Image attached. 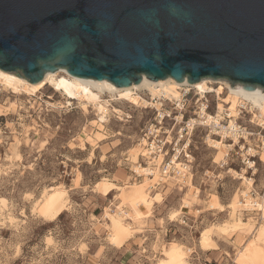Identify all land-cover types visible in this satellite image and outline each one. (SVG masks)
<instances>
[{
  "label": "rangeland",
  "instance_id": "1",
  "mask_svg": "<svg viewBox=\"0 0 264 264\" xmlns=\"http://www.w3.org/2000/svg\"><path fill=\"white\" fill-rule=\"evenodd\" d=\"M115 105L132 114L133 120L120 122L111 115L105 131L109 139L96 148L88 141L98 132L92 107L82 108L76 102L68 106L50 87L32 97L0 87V201L4 199L6 205L0 217V264H167L177 260L248 264L244 247L263 221L253 212H240L242 205L238 217L252 224V230L214 231L210 248L201 246V236L205 229L229 223L228 206L234 194L241 203L242 192L254 189L262 202L264 159L257 160L256 170H247L252 187L242 184L235 173L227 174L219 167L222 159L215 161L217 151L207 145L204 129L195 132L192 142L195 167L190 190L194 187L199 194L191 197V207L182 204L187 187L161 184L157 188L161 201L150 216L131 222L134 233L121 247L109 242L106 214L118 212L121 203L115 198L116 190L100 193L95 184L104 178L119 186L144 181H136L134 175L141 169V155L134 161L130 151L138 146L140 129L150 116L149 111L126 102ZM233 167L242 168L240 164ZM207 171L211 173L205 179ZM53 187L66 192L67 210L49 223L39 213V200ZM213 196L223 208L210 209ZM122 209L131 214L129 206ZM178 210L179 216L171 219ZM214 249L224 253L222 262L206 259L205 252Z\"/></svg>",
  "mask_w": 264,
  "mask_h": 264
},
{
  "label": "water",
  "instance_id": "2",
  "mask_svg": "<svg viewBox=\"0 0 264 264\" xmlns=\"http://www.w3.org/2000/svg\"><path fill=\"white\" fill-rule=\"evenodd\" d=\"M0 69L117 88L143 77L264 92V0H0Z\"/></svg>",
  "mask_w": 264,
  "mask_h": 264
},
{
  "label": "bare ground",
  "instance_id": "3",
  "mask_svg": "<svg viewBox=\"0 0 264 264\" xmlns=\"http://www.w3.org/2000/svg\"><path fill=\"white\" fill-rule=\"evenodd\" d=\"M16 72H7L0 69V87L5 90H11L14 94H24L26 96H38L42 90L46 87L54 89L56 93H59L65 100V104L68 106L73 105L75 102L82 108L92 107L96 112L97 120L93 121L98 127V132L94 137H89L88 141L92 144V147L98 146V143L104 142L109 139L106 135V125L109 122L108 114L110 112L120 113L121 109L117 108L115 104L126 102L138 107H144L147 105L148 100L145 99V93L148 96L156 97L161 94L174 98H178L179 89L184 86H190L194 91L197 92H209L218 95L219 108L223 107V104H228L233 110L236 107L240 98H244L249 101L252 105L260 107L264 110V92L261 89L253 91L245 90L242 86L240 89H232L231 84L226 80H213L205 78L199 83L190 84L186 79L183 83H179L173 78H167L165 80L152 81L146 76L140 84H133L125 88H117L114 84L107 80L97 81L93 79H85L75 77L69 74L65 69H60L56 72H48L44 79L37 83L31 84L27 79L21 78L15 75ZM116 135H121L117 133ZM212 147L217 151L215 161L219 162L224 158L225 150L229 149V144L219 139H209ZM133 160L136 161L141 155L138 146H134L131 151ZM92 155L94 156V150ZM131 155V156H132ZM264 159V155L262 159ZM135 163V162H134ZM2 168V167H1ZM139 170V169H137ZM139 172L146 173L148 169L141 167ZM233 172V171H231ZM238 180L242 181V184L247 183L252 187L253 179H249L246 176V170L242 173L234 172ZM140 183H131L129 185L119 186L117 184H111L109 179H102L95 184V189L100 193H107L111 189L116 190V199L121 203L118 206V212L106 214V227L109 231V242L112 245L121 247L126 240H128L134 233L131 222H138L150 216L153 206L155 203L161 201V193L157 191L154 184L157 182V175L154 179L148 177V175ZM149 180V181H148ZM187 194L184 201L182 202L183 207H191V197L198 198L199 190L193 187L191 179L186 182ZM181 190V189H180ZM184 190V189H183ZM240 190V189H239ZM191 192H194L193 194ZM184 194V193H183ZM242 194L247 197L248 191L245 190ZM214 197V196H213ZM114 198V199H115ZM211 200L210 209L212 208H223L217 197ZM250 199L247 202L250 204ZM262 204L260 208L264 209V196L261 198ZM39 213L40 215L48 220V222H55L59 216L67 210V198L66 192L59 188H50L44 191L41 200ZM181 204V205H182ZM129 206L131 214L126 213L122 206ZM241 203L238 200V194H234L232 201L228 208L230 212V221L224 226H213L205 229L201 236V246L203 248H210L213 246L212 234L214 231H228L234 232L239 231L241 233L252 230V224L243 222L238 217V211ZM5 205L4 199L0 201V217H2L3 207ZM142 208L146 209V213L142 211ZM182 207V208H183ZM243 207V206H241ZM240 207V208H241ZM242 209V208H241ZM223 210V209H222ZM153 212V211H152ZM241 212V211H240ZM181 210L173 212L171 219H176ZM214 225V224H212ZM211 226V225H210ZM141 230L140 228L136 229ZM220 231V232H221ZM254 237L249 240V243L244 247L245 260L247 259L248 264H264V221L260 223L254 230ZM167 264H184L180 260L171 261Z\"/></svg>",
  "mask_w": 264,
  "mask_h": 264
},
{
  "label": "built area",
  "instance_id": "4",
  "mask_svg": "<svg viewBox=\"0 0 264 264\" xmlns=\"http://www.w3.org/2000/svg\"><path fill=\"white\" fill-rule=\"evenodd\" d=\"M178 91V98L164 94L149 96L147 105L141 106L150 114L140 129L138 139L143 161L140 166L144 165L148 172L135 171V180L144 179L147 175L154 179L157 175L156 188L169 182L186 188V182L194 178L192 142L198 129L206 130L208 146L212 147L209 139L229 144L218 164L227 174L256 170L257 160L264 155V110L244 98L239 99L233 110L228 104H223L220 109L215 93L197 92L188 85ZM111 113L108 114L109 120L111 115L120 122L133 120V115L123 110ZM236 164L241 165L240 171L233 167ZM210 173L207 171L204 178H209ZM248 197L251 198L250 204ZM241 199L243 214L253 212L256 219L264 221V209L260 208L262 202L254 189L248 192L247 197L242 194Z\"/></svg>",
  "mask_w": 264,
  "mask_h": 264
},
{
  "label": "crops",
  "instance_id": "5",
  "mask_svg": "<svg viewBox=\"0 0 264 264\" xmlns=\"http://www.w3.org/2000/svg\"><path fill=\"white\" fill-rule=\"evenodd\" d=\"M221 244L223 243L221 242ZM219 250L214 249V250H208L207 252H205L206 259H210V261H214V262H219V261L222 262L226 257L224 256V253L220 252ZM207 261L209 260H205L204 262H207Z\"/></svg>",
  "mask_w": 264,
  "mask_h": 264
}]
</instances>
